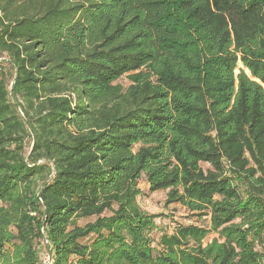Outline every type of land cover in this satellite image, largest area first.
<instances>
[{
  "label": "trees",
  "instance_id": "16d2710c",
  "mask_svg": "<svg viewBox=\"0 0 264 264\" xmlns=\"http://www.w3.org/2000/svg\"><path fill=\"white\" fill-rule=\"evenodd\" d=\"M47 253L264 264V0H0V264Z\"/></svg>",
  "mask_w": 264,
  "mask_h": 264
},
{
  "label": "rangeland",
  "instance_id": "374dc122",
  "mask_svg": "<svg viewBox=\"0 0 264 264\" xmlns=\"http://www.w3.org/2000/svg\"><path fill=\"white\" fill-rule=\"evenodd\" d=\"M117 83L122 86H127L128 81L126 77L120 78ZM29 139L25 141L26 149L29 148ZM140 196L138 197V203L140 207L146 212L156 215L157 218L155 220L156 230L153 232V237H156L157 233L172 230V226L176 222H182L186 217L191 216L194 219L198 220V218L190 215L187 210H185L179 204H170L168 206L165 205L166 200V192H156L149 193L146 187L145 180L142 179L139 183ZM204 221L208 222V217L203 218ZM83 223V222H81ZM215 235L210 234L206 242H209ZM45 243V242H44ZM45 248V244L38 247V252L43 256V249Z\"/></svg>",
  "mask_w": 264,
  "mask_h": 264
},
{
  "label": "built area",
  "instance_id": "2783aa9c",
  "mask_svg": "<svg viewBox=\"0 0 264 264\" xmlns=\"http://www.w3.org/2000/svg\"><path fill=\"white\" fill-rule=\"evenodd\" d=\"M49 253H47V256L44 257L42 264H48L49 263Z\"/></svg>",
  "mask_w": 264,
  "mask_h": 264
}]
</instances>
